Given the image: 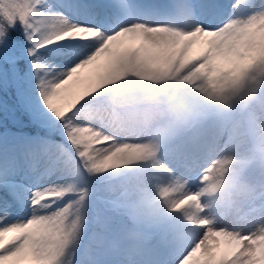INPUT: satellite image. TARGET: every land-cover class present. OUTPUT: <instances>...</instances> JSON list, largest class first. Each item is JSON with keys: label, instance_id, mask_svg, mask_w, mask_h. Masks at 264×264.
<instances>
[{"label": "snow or ice", "instance_id": "obj_1", "mask_svg": "<svg viewBox=\"0 0 264 264\" xmlns=\"http://www.w3.org/2000/svg\"><path fill=\"white\" fill-rule=\"evenodd\" d=\"M0 264H264V0H0Z\"/></svg>", "mask_w": 264, "mask_h": 264}, {"label": "bare ground", "instance_id": "obj_2", "mask_svg": "<svg viewBox=\"0 0 264 264\" xmlns=\"http://www.w3.org/2000/svg\"><path fill=\"white\" fill-rule=\"evenodd\" d=\"M225 2H227V0H225ZM257 3H259V0H257Z\"/></svg>", "mask_w": 264, "mask_h": 264}]
</instances>
